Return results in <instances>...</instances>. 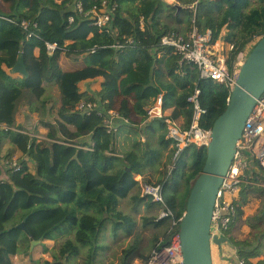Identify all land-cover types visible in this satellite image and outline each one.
Wrapping results in <instances>:
<instances>
[{
    "label": "trees",
    "instance_id": "trees-1",
    "mask_svg": "<svg viewBox=\"0 0 264 264\" xmlns=\"http://www.w3.org/2000/svg\"><path fill=\"white\" fill-rule=\"evenodd\" d=\"M14 1L9 12L0 10V151L5 144L13 148L4 155L5 165L0 163V264H12L13 256H30L33 242L54 241L56 232L73 234L54 253L56 261L70 264L84 254L83 264H96L104 248L103 236L110 228L112 236L120 229L127 236L134 234L136 223L120 207L135 189H140L132 197L138 205L143 202L151 210L158 204L152 197L143 196L141 184L132 177L145 176V170L171 143L166 140L167 124L155 120L162 131L166 130L159 139L161 149L140 141L136 146H142L141 156L132 151L118 157L117 137L104 125V115L113 111L132 129L141 125L153 131L151 123L145 124L147 107L163 95L165 109L172 110L171 121L186 130L193 117L188 99L198 89L201 105L207 111L201 127L211 130L227 108L230 90L211 80H200L194 65L181 66L180 56L164 47L161 39L170 32H179L183 24L185 31L193 27L201 32L211 30L214 41L226 29L229 33L224 40L233 46L227 51V67L232 70L248 46L264 37V0H183L179 5H167L162 0ZM104 2L117 4L112 30H100L90 19L91 14L87 15L95 7L102 9ZM254 2L258 7H252ZM77 3L83 6V15L74 8ZM195 3V11L186 8ZM178 6L186 9L178 14ZM47 43L56 45L53 55H49ZM20 54L28 77H14L13 68ZM62 55L81 60L83 67L62 70ZM97 79L102 81L99 93L81 92V83ZM45 83L57 86L60 92L58 120L42 123L48 129L52 150L23 132L15 120L24 97L43 100L47 94ZM83 102L96 103L104 115L98 111L83 113L78 109ZM176 151L173 148L171 155ZM17 154L21 155L16 162L20 169L15 171L12 158ZM206 157V149L188 147L180 153L176 170L164 184L167 208L177 219L186 212L192 185ZM189 161L187 187L180 191ZM162 172L165 177L166 171ZM253 180L255 184L244 187L235 200L237 215L228 232L245 264H252L250 259L261 255L264 237L255 236L257 246L253 248L232 235L237 225H244V207L250 195L256 192L264 196V177ZM261 214L257 221L264 220V209ZM150 220L143 218L145 227L153 223L158 228L169 219ZM23 223L26 231L18 229ZM140 242L138 235L126 252L127 258L136 253Z\"/></svg>",
    "mask_w": 264,
    "mask_h": 264
},
{
    "label": "built area",
    "instance_id": "built-area-1",
    "mask_svg": "<svg viewBox=\"0 0 264 264\" xmlns=\"http://www.w3.org/2000/svg\"><path fill=\"white\" fill-rule=\"evenodd\" d=\"M103 3V8L95 7L87 15L91 14L93 24L100 30H112V19L117 4L113 6ZM196 4L187 9L196 10ZM76 11L83 15L84 10L81 3L75 4ZM70 18V23H73ZM25 28L28 27L23 23ZM224 43V44H222ZM161 44L173 50L180 56V65L191 64L197 67L200 80H211L217 84L224 85L230 92L234 89L240 69L245 61V54L234 64L233 69L227 67V57L223 52L231 51L232 45H229L220 37L214 41L213 32L207 30L199 31L196 27L186 32H170L161 39ZM222 45L226 47L222 48ZM49 55H53L56 50L55 44L47 43ZM185 75V74H183ZM152 105L147 108V117L152 120L164 121L167 124L166 140L174 143L177 149L176 157L190 146L197 149L206 148L211 136V130H205L201 127V121L207 114L200 101V91L196 89L189 97L188 103L193 112L192 121L188 129H182L177 122L171 121L167 109L164 107V96L160 95ZM83 113L90 115L93 111H98L99 115H104L96 103L83 102L78 107ZM104 125L110 133H117L118 127L115 120L119 118L113 111H108L104 115ZM14 170L20 169V166L14 162ZM264 94L258 99L252 113L248 117L241 139L237 144V153L232 165L224 179L221 189L218 193L217 201L213 211L212 235L219 238L226 237L237 215L235 200L239 198L244 187L254 185L253 179L260 180L264 177ZM264 187V184L262 185ZM146 196H151L154 202L165 206V200L159 188H152L146 185L144 190ZM159 220L171 218L176 228L168 234V238L159 242L157 247L151 252L146 264H183V250L179 239V226L181 219L167 208ZM158 220V221H159ZM166 242V243H165ZM168 243V244H167ZM241 264H245L241 261Z\"/></svg>",
    "mask_w": 264,
    "mask_h": 264
},
{
    "label": "rangeland",
    "instance_id": "rangeland-1",
    "mask_svg": "<svg viewBox=\"0 0 264 264\" xmlns=\"http://www.w3.org/2000/svg\"><path fill=\"white\" fill-rule=\"evenodd\" d=\"M176 1L180 4L184 3L183 0ZM184 1L192 2V0ZM14 2V0H0V10L9 12ZM252 7H258V4L254 2L252 4ZM169 23H171V21H169ZM185 29H187L186 24H183L179 26L178 31L183 33L186 32ZM228 33L229 31L224 29L221 35H224V37H226ZM260 39L261 38H259L257 41L253 42L251 45L248 46V49L245 52V58L249 55L252 48L257 44ZM223 47L226 50V47L222 45V48ZM223 54H226L227 57V52H223ZM77 63L79 62L70 60L64 55H62L59 60V66L66 69L71 68V66L77 65ZM14 76L19 77L20 75L14 74ZM82 89L86 90L87 86H82ZM90 90H93V88H90ZM59 102L60 92L58 87L51 83H48L47 94L43 98V100L37 101L33 98L24 97L19 103L18 111L15 116L16 125L18 127L20 126L23 132L29 134L32 138L37 139L38 142L43 145V147H47L50 150H52V143L47 136L48 129L44 128L42 123H45L46 121H51L52 123H55L58 120L57 112ZM152 104L153 103L151 102L148 107ZM146 123H151L153 131L147 130V128L144 129L145 126L142 127L141 125L133 129L131 127H119L120 129L118 128V132L116 133V156L123 157L132 151H135L139 156H141L142 146H136V144L140 141H142L143 144L149 145L155 150L161 149V146H159V139L160 136L166 130L162 131V129L160 128V124L158 122L150 120L148 117L145 124ZM86 140H88V138ZM173 148H175V145L171 142L168 148H166V150L161 151V153H159V160H157L152 167H148V169L145 170V176L134 175L132 177L134 181H138L141 184L143 196H146L144 193L146 185L151 186L152 188H159L162 191L165 182L172 176V174L176 170L179 159L178 157H176V153L174 156L171 155V150ZM11 149L13 148H9L6 144L3 145L0 151V160L3 161L4 155L8 150ZM20 158L21 155L17 154L16 156H13L12 159L14 162H18ZM191 164V161H189L187 164L188 166L185 171L186 176L181 182L180 191L185 190V188L187 187L186 178L190 173ZM30 169L31 171H34V166H32L31 164ZM162 171H166L167 175L165 174V177L163 174L164 172ZM191 184L192 182H190V185ZM139 192L140 189H135V191L132 192L131 197L127 200H124L120 207L121 211H123V213H125L126 215L132 217L133 222L136 223L134 234L132 236H127L120 229L118 235L112 236L110 234V231H112L110 228L103 236L102 245L104 246V248L100 252L99 256H97L96 264H146V262L148 261L147 259L150 257V254L154 250V248L157 247L158 243L163 241V239H165L166 241V239L168 238V234L173 232V230L176 228L171 218H168L169 220H167L164 225L159 226L158 228L153 223L148 227H145L143 218L149 217L151 219V222H158L159 218L166 212L165 209L167 205L166 202L165 206L162 204H155L154 208H152L151 210L147 209V204L143 202L139 203L138 205L132 197L136 196V194ZM260 196L261 193L256 192L250 195L249 205H247L248 209L244 217V220L246 222L244 221L243 227L236 229L235 237L233 236L236 241L241 240L243 242H247L248 244H250V247L253 248L257 246L256 240L258 238H255V236H258L259 234L261 236L262 234H264V220L257 221V219L262 215L261 213L264 209V196H261L262 199ZM148 197L150 198L151 196ZM55 235L56 240L45 242L46 246L41 245L42 247L40 246L38 248L39 251L34 255L32 254L33 260L30 261V264H68V262L65 260L56 261L54 256L58 252V247L62 245L63 242H65L67 239H69V237L73 238V234L68 233L63 235L60 232H56ZM138 235H140L141 239L139 249L136 251L135 254L127 258L126 254L128 253L130 247L134 244L135 237ZM225 236L227 238L229 237L227 232L225 233ZM236 236H238V238H236ZM261 243V257H264V237H262ZM35 248L36 246H34L32 250L34 251ZM84 257L85 255L83 254L76 259L73 258L74 260H72L70 264H83Z\"/></svg>",
    "mask_w": 264,
    "mask_h": 264
},
{
    "label": "water",
    "instance_id": "water-1",
    "mask_svg": "<svg viewBox=\"0 0 264 264\" xmlns=\"http://www.w3.org/2000/svg\"><path fill=\"white\" fill-rule=\"evenodd\" d=\"M182 8L178 6V11ZM18 75L28 77L23 54L13 68ZM264 94V37L246 57L228 105L212 129L207 157L201 174L192 185L186 212L179 226V239L183 250V264H213L212 246L233 247L228 237L212 235V218L218 193L237 153L246 121L258 99ZM127 172L131 169L127 168ZM164 195V187L161 191ZM25 230L26 224L18 226ZM26 231V230H25ZM33 247L37 245L32 243Z\"/></svg>",
    "mask_w": 264,
    "mask_h": 264
},
{
    "label": "crops",
    "instance_id": "crops-1",
    "mask_svg": "<svg viewBox=\"0 0 264 264\" xmlns=\"http://www.w3.org/2000/svg\"><path fill=\"white\" fill-rule=\"evenodd\" d=\"M162 1L165 4H167V5H179V3H177L176 0H162ZM181 8H182V10L186 9L183 6ZM179 13L180 12L178 11V14ZM221 37L224 39V35H221ZM78 62L79 63H77V65H74L76 67L71 66V68H69V69L61 67V69L64 70V71H74V70L80 69L81 67H83L84 64H83V62L81 60L78 61ZM101 83H102V81L100 79L88 80V81H85V82L81 83L79 85V87H80V90H81L82 93H87L89 95H96L97 93H99L101 91ZM47 84L48 83H45L46 87H47ZM82 86H87V89L86 90L82 89ZM90 88H93V90H90ZM59 106H60V102H59ZM171 113H172V110L167 109V114L171 116ZM115 125H117L120 128L129 127L126 121H123V120H121L119 118H117L115 120ZM0 163L2 165H5L4 164V160L3 161L1 160ZM249 200H250V198H249ZM247 209H248V206L244 207V213L245 214H246ZM243 226L237 225L233 229L232 235L235 237L236 229L237 228L239 229L240 227H243ZM236 238H238V236H236ZM237 241H241V240H237ZM45 242H50V241H45ZM45 242H43L41 244H37L35 250L34 251L32 250L33 252L31 251L30 256L17 255V256L11 257L12 264H30V261L33 260L32 254L34 255L35 253H37L39 251L38 248L41 245L42 246H46ZM260 246L262 247V243H261ZM260 252H261V250H260ZM261 255H262V253H261ZM261 255L259 257H257V258L250 259V262L252 264H257L258 262H264V259H262L264 257L263 256L261 257ZM212 258H213V264H241V261H242L241 259H239V256H238V253H237V249L234 246L231 247L230 245H227V244L223 245L222 247H217L216 245H213L212 246Z\"/></svg>",
    "mask_w": 264,
    "mask_h": 264
},
{
    "label": "clouds",
    "instance_id": "clouds-1",
    "mask_svg": "<svg viewBox=\"0 0 264 264\" xmlns=\"http://www.w3.org/2000/svg\"><path fill=\"white\" fill-rule=\"evenodd\" d=\"M119 128V127H118ZM116 134V133H115Z\"/></svg>",
    "mask_w": 264,
    "mask_h": 264
}]
</instances>
